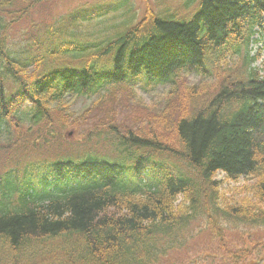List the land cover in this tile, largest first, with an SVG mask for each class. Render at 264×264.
Segmentation results:
<instances>
[{"label":"trees","instance_id":"1","mask_svg":"<svg viewBox=\"0 0 264 264\" xmlns=\"http://www.w3.org/2000/svg\"><path fill=\"white\" fill-rule=\"evenodd\" d=\"M54 1L0 0V264H264V0H106L13 40Z\"/></svg>","mask_w":264,"mask_h":264},{"label":"rangeland","instance_id":"2","mask_svg":"<svg viewBox=\"0 0 264 264\" xmlns=\"http://www.w3.org/2000/svg\"><path fill=\"white\" fill-rule=\"evenodd\" d=\"M106 1V0H57L49 3L50 9L48 11H43L41 8L34 9L32 13L23 21H21L16 27H14L13 31H17L13 34L12 38L15 41L20 39L21 30H26V28L30 27L31 22L34 21V24H46L53 22L58 15L67 14L75 11L82 5H91L97 2ZM138 8L143 6L141 0H133ZM152 1V0H151ZM257 63L256 65H258ZM189 83H198L201 80V76L194 74H188ZM145 85L148 84L147 79L141 80ZM154 82L152 81V85ZM168 89V85L160 84L158 86H150V87H141L135 89L136 96L133 98H129L127 93H125L121 99L118 101L119 105L117 106V116L116 122L118 124L121 123V128L126 125L131 127H138L144 125L143 118L140 117L141 110L140 107H149L154 104H160L163 101V97L165 96V91ZM122 93L120 92L119 96ZM99 99V95L91 97V98H80L71 102V109L75 113H81L88 107H91L94 102ZM118 99V98H117ZM110 106V104H109ZM157 112V111H156ZM153 115L155 112H152ZM73 133L71 138L73 141L81 140L74 131H70ZM77 136V137H76ZM71 139V140H72ZM98 141L95 143L98 149H103L104 142L101 141L100 145H98ZM245 181L242 179L240 184H243ZM236 184L234 182H228V188L232 189ZM213 256L216 255V248L212 249Z\"/></svg>","mask_w":264,"mask_h":264}]
</instances>
